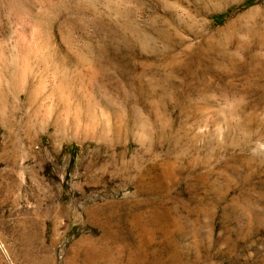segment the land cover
Wrapping results in <instances>:
<instances>
[{
	"label": "rangeland",
	"instance_id": "1",
	"mask_svg": "<svg viewBox=\"0 0 264 264\" xmlns=\"http://www.w3.org/2000/svg\"><path fill=\"white\" fill-rule=\"evenodd\" d=\"M0 264H264V0H0Z\"/></svg>",
	"mask_w": 264,
	"mask_h": 264
},
{
	"label": "bare ground",
	"instance_id": "2",
	"mask_svg": "<svg viewBox=\"0 0 264 264\" xmlns=\"http://www.w3.org/2000/svg\"><path fill=\"white\" fill-rule=\"evenodd\" d=\"M102 239L103 238H101L99 240H102ZM102 245H103V243L101 242L100 245L96 244L92 249H90V253H91V256H92V261H97L98 259H101V258H103L105 256H108L107 250H109V249L102 247Z\"/></svg>",
	"mask_w": 264,
	"mask_h": 264
}]
</instances>
